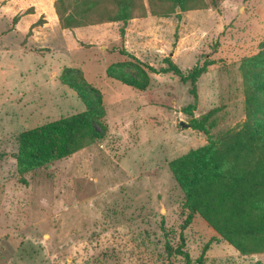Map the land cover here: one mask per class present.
Wrapping results in <instances>:
<instances>
[{
    "label": "rangeland",
    "instance_id": "rangeland-1",
    "mask_svg": "<svg viewBox=\"0 0 264 264\" xmlns=\"http://www.w3.org/2000/svg\"><path fill=\"white\" fill-rule=\"evenodd\" d=\"M51 2L60 24L26 52L45 19L18 28L32 0H0V264H186L181 236L191 264H264L199 215L182 231L190 212L169 169L246 123V83L264 87V0ZM60 15L85 31L64 28ZM195 69L204 70L197 96L187 79ZM77 72L102 139L19 174L22 132L86 111L68 85Z\"/></svg>",
    "mask_w": 264,
    "mask_h": 264
},
{
    "label": "trees",
    "instance_id": "trees-1",
    "mask_svg": "<svg viewBox=\"0 0 264 264\" xmlns=\"http://www.w3.org/2000/svg\"><path fill=\"white\" fill-rule=\"evenodd\" d=\"M190 1L177 0L181 6H187ZM116 2L120 3V0ZM61 22L67 29L87 26L73 16L67 20L61 16ZM166 71L182 77L174 65ZM203 73L204 70L195 69L187 77L194 96H197V79ZM68 85L83 101L86 111L22 132L18 137L16 156L19 174L50 168L94 140L102 139L104 132L98 126L100 115L94 108L93 99L89 98L91 89L82 74L75 73ZM258 88L264 91V87L252 80L246 83L247 121L244 125L209 139L207 145L169 164L184 193L183 206L190 212L182 231L192 223L193 215H199L243 256L264 254V121L259 119L261 111L257 110ZM213 114L211 111L208 118ZM195 128L207 133L202 125ZM180 239L181 245L176 251L185 255L186 264H191L183 249L185 238L181 236Z\"/></svg>",
    "mask_w": 264,
    "mask_h": 264
},
{
    "label": "crops",
    "instance_id": "crops-1",
    "mask_svg": "<svg viewBox=\"0 0 264 264\" xmlns=\"http://www.w3.org/2000/svg\"><path fill=\"white\" fill-rule=\"evenodd\" d=\"M31 7L35 8L34 9V13L28 14L26 16H23L19 22V27L23 28L25 27V24L29 25L30 23H36L39 18L42 19V17L45 19V24L43 27H40L39 29H34V34H32V36L29 37V42L27 43V45H24L23 47H21V49H25V51H32V49H30L31 47H33V44L35 39H37L39 37V34H47L48 32H51L50 28L55 30V26H58L60 24V20L59 17L56 13L55 7L53 5V3L51 2V0H32V4ZM84 27H80V28H75L74 33H76L77 35H79L80 33H83L85 30ZM63 33V32H61ZM67 32L60 34L62 37H64L66 35ZM47 39H52L50 38V36H47ZM45 40V39H44ZM28 49V50H27ZM24 52V53H26ZM253 257H261L259 255H252ZM248 257V256H245Z\"/></svg>",
    "mask_w": 264,
    "mask_h": 264
},
{
    "label": "water",
    "instance_id": "water-1",
    "mask_svg": "<svg viewBox=\"0 0 264 264\" xmlns=\"http://www.w3.org/2000/svg\"><path fill=\"white\" fill-rule=\"evenodd\" d=\"M183 126H186V125L183 124ZM187 127H188V126H187Z\"/></svg>",
    "mask_w": 264,
    "mask_h": 264
}]
</instances>
